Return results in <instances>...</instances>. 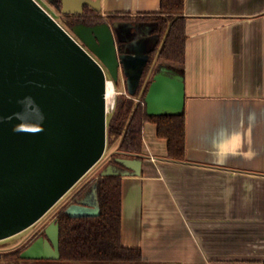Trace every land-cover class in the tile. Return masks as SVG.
<instances>
[{"label":"crops","instance_id":"crops-1","mask_svg":"<svg viewBox=\"0 0 264 264\" xmlns=\"http://www.w3.org/2000/svg\"><path fill=\"white\" fill-rule=\"evenodd\" d=\"M159 11L101 0L131 22ZM183 15V63L155 55L149 78L183 68L185 158L144 123L141 172L120 175L121 243L145 264H264V0H184Z\"/></svg>","mask_w":264,"mask_h":264},{"label":"water","instance_id":"water-1","mask_svg":"<svg viewBox=\"0 0 264 264\" xmlns=\"http://www.w3.org/2000/svg\"><path fill=\"white\" fill-rule=\"evenodd\" d=\"M85 6L100 12L101 0H61L60 12L82 14ZM115 23H76L72 36L37 0H0V240L41 219L102 158L107 76L113 83L125 77L133 93L158 40L147 48L121 38ZM144 103L149 115L180 114L183 74L158 64ZM134 155L117 158L122 170L108 165L101 175L140 174ZM70 205L71 216L99 213L98 204L84 213ZM43 231L21 258L60 257L56 219Z\"/></svg>","mask_w":264,"mask_h":264},{"label":"trees","instance_id":"trees-1","mask_svg":"<svg viewBox=\"0 0 264 264\" xmlns=\"http://www.w3.org/2000/svg\"><path fill=\"white\" fill-rule=\"evenodd\" d=\"M60 11L61 0H48ZM184 0H160V11L157 15L143 16V22L154 25L153 32L157 42L151 54L167 61L182 64L185 55V16L183 15ZM81 14H62L64 24L70 31L71 26L83 21H105L100 12L85 6ZM112 22L126 21L127 16L108 15ZM181 74V66H173ZM157 68L154 70V72ZM152 63L145 66L135 91L131 94L120 93L115 98L114 109L107 120V138L118 141L116 150L104 163L116 169H123L118 157H129L139 154L142 148V128L146 121L156 124L157 135L167 140V157L173 160L185 158L186 131L185 112L178 114L149 115L146 113L144 96L151 82L149 78ZM118 85V81L114 82ZM128 89V88H127ZM128 91V90H126ZM137 98L140 100L138 101ZM103 169V170H104ZM94 187L97 195L99 213L91 216H71L66 208L78 203L90 187ZM121 177L120 175L103 176L97 173L86 185L80 187L70 200L62 205L54 219L59 224V252L57 259L63 264H145L141 250L126 247L121 243ZM42 233L44 231L42 230ZM22 250H14L0 254V260L29 261L20 257ZM40 260V259H35ZM56 261V259H46Z\"/></svg>","mask_w":264,"mask_h":264},{"label":"rangeland","instance_id":"rangeland-1","mask_svg":"<svg viewBox=\"0 0 264 264\" xmlns=\"http://www.w3.org/2000/svg\"><path fill=\"white\" fill-rule=\"evenodd\" d=\"M48 12H50L53 17L63 25L64 16L62 13L56 9L48 0H37ZM115 29L117 31V35L121 38L133 39L134 42H137L140 45H143L147 48H151L155 41L157 40V35L152 34L150 31L152 29V24L150 23H133V22H117L115 23ZM162 60V59H159ZM153 67V66H152ZM152 72V71H151ZM150 72V75H151ZM110 79L109 76H107ZM125 81L124 77H120L118 79V85H115L112 81V84L115 88V93L113 96V104L111 105V110L107 112V120L114 109L115 98L120 93H123L125 90L122 85ZM124 94V93H123ZM118 145L117 140H108L106 141L105 152L96 165H94L41 219H39L32 226L27 229L17 233L11 237L0 240V254L9 253L16 249L23 250L26 246H28L37 236L38 231L42 230L44 225H47L50 221H52L55 217L58 209L67 203L71 196L77 192L80 187L86 185L90 179H92L97 173L101 172L104 169V163L107 157L116 150ZM82 201L87 202L88 206H84L80 203H72L70 205V210L75 213H84L87 211H92L90 209H94L97 205V195L95 188L92 186L87 191L86 194L81 198ZM0 264H63L58 261H47L46 259L40 260H29V261H6L5 259L0 260Z\"/></svg>","mask_w":264,"mask_h":264},{"label":"flooded vegetation","instance_id":"flooded-vegetation-1","mask_svg":"<svg viewBox=\"0 0 264 264\" xmlns=\"http://www.w3.org/2000/svg\"><path fill=\"white\" fill-rule=\"evenodd\" d=\"M68 15H74V14H68ZM81 15H85V13H82ZM65 17V16H64ZM103 18H104V20L106 21V22H108V23H110V24H112L113 22L110 20V18L108 17V16H102ZM82 20L83 21H78V22H76V23H84V24H87V25H92V24H95V23H98V22H95V21H93V22H91V21H89L88 20V18L87 17H85V16H83V18H82ZM126 21H128V20H126ZM101 22H103V21H101ZM115 22H117V21H115ZM118 22H125V21H118ZM128 22H131V21H128ZM76 23H74V24H76ZM133 23H147V22H143V21H141V20H139V21H133ZM73 24V25H74ZM151 24V23H150ZM72 25V26H73ZM71 26V27H72ZM153 28H154V25L152 24V29H151V33L152 34H155L154 32H153ZM134 39V38H133ZM134 43V42H133ZM135 43H137V42H135ZM153 56L154 55H152L151 54V57H152V59H151V61L149 62V63H153ZM154 65V64H153ZM124 79H125V77H124ZM142 79V78H141ZM143 80V79H142ZM120 170V169H119ZM44 227H45V225H44ZM44 227H42V230L44 229ZM42 230H40V231H38V234H37V236L35 237V239L36 238H38L39 236H46L45 235V233H42ZM34 239V240H35Z\"/></svg>","mask_w":264,"mask_h":264},{"label":"bare ground","instance_id":"bare-ground-1","mask_svg":"<svg viewBox=\"0 0 264 264\" xmlns=\"http://www.w3.org/2000/svg\"><path fill=\"white\" fill-rule=\"evenodd\" d=\"M115 93V88L112 82L107 78V87H106V104L108 111L111 110V105L113 104V96Z\"/></svg>","mask_w":264,"mask_h":264},{"label":"built area","instance_id":"built-area-1","mask_svg":"<svg viewBox=\"0 0 264 264\" xmlns=\"http://www.w3.org/2000/svg\"><path fill=\"white\" fill-rule=\"evenodd\" d=\"M65 28V27H64ZM67 30V29H66ZM68 32L70 33V31L68 30ZM71 35H72V33H70ZM73 36V35H72ZM76 39V38H75ZM77 40V39H76ZM124 94H127V92L126 91H124L123 92ZM137 100L139 101L140 99L139 98H137Z\"/></svg>","mask_w":264,"mask_h":264}]
</instances>
